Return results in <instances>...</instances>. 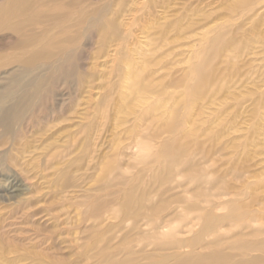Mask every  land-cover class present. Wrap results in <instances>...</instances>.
<instances>
[{"label":"rangeland","instance_id":"1","mask_svg":"<svg viewBox=\"0 0 264 264\" xmlns=\"http://www.w3.org/2000/svg\"><path fill=\"white\" fill-rule=\"evenodd\" d=\"M104 3L122 46L84 27L62 63L23 64L25 36L0 15V257L91 264L86 243L139 251L148 220L162 243L189 238L185 222L210 205L197 195L222 189L212 201L234 206L217 215L258 210L241 231L222 221V244L264 239V0ZM201 67L214 79L195 95Z\"/></svg>","mask_w":264,"mask_h":264},{"label":"bare ground","instance_id":"2","mask_svg":"<svg viewBox=\"0 0 264 264\" xmlns=\"http://www.w3.org/2000/svg\"><path fill=\"white\" fill-rule=\"evenodd\" d=\"M105 1L106 0H1V26L11 29L17 37H21L22 35L25 36V38L21 39L22 41H19L24 43V48L18 51V55H16V58L21 60L23 64L31 65L47 59L62 63V61L66 59L67 52L70 51V48L78 42L80 29L84 27L87 29L92 28L97 32L98 42H106L107 39H111L116 42L114 43L118 47L122 46L121 41H123L125 37L118 32L117 26L119 24L116 21H112L107 16L111 7L109 3H104ZM110 14L114 15V12ZM33 30H39L40 32L38 33L40 34L36 37L29 36V32ZM45 46L55 49V53L52 54L49 52ZM218 50L223 51V48ZM203 68L201 67L198 69L197 78L195 79L198 84V89L190 87L193 89L192 93H196L195 95L200 94L196 92L199 88L211 85L214 79L213 75ZM216 191L217 193L210 192L207 196L205 195V191L197 195L202 198L193 204L201 206L200 210L203 209L202 205L210 204L208 206L210 210L209 208L204 209V212L198 214L197 217L185 222L186 228L181 229V232L183 234H190L189 238H181L170 243H162L159 240L160 235H162V227L159 223L148 220V222L141 223V226H150V230L154 232L152 235H148L149 237H140L142 244H144L140 247L139 251H134L132 248L128 247L120 248L111 246L109 244V239H102L101 241L100 239L90 240V242L84 245L86 253L85 259H87V261H92L91 264H230V262H232L231 264H249V262H254L253 259L249 261L244 259L248 253H264V239L252 242L239 240H234L233 242L227 241V243L225 242L223 245L221 241L223 233L220 232V228L222 226V221H226L235 225V227L241 231L249 226L247 224L258 221L256 217L258 210H248L247 208L239 210L240 207H234L225 214L222 213V215H217V213L212 210L223 208L224 206L232 207L234 205L228 204L226 201H218L217 203L212 201L213 197V200H219V197L228 194L225 189ZM249 202L253 203V200ZM247 206H249V204ZM196 220L199 222L198 228L195 230L192 228L197 224L195 222ZM137 224L138 223L134 222L133 226ZM262 232L264 231L259 233L261 234ZM251 235L257 236L253 232ZM205 237H208V241L201 243L206 239ZM200 243L202 244V248L212 247V250L204 255H194L195 249L201 245ZM148 244L152 245L153 253L145 252L144 248ZM177 248H186L187 250H185V252L174 251L166 253V255L157 253L158 251L176 250ZM225 248H230L236 251V253L226 252L224 251ZM4 253H6L5 250L0 258L5 256L7 260L5 258L0 260V264H16L18 261L16 256L8 257V255ZM88 253H90V255H88Z\"/></svg>","mask_w":264,"mask_h":264}]
</instances>
